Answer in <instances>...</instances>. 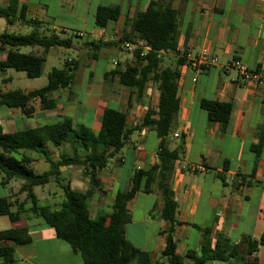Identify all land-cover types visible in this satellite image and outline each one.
Here are the masks:
<instances>
[{"label":"crops","instance_id":"obj_1","mask_svg":"<svg viewBox=\"0 0 264 264\" xmlns=\"http://www.w3.org/2000/svg\"><path fill=\"white\" fill-rule=\"evenodd\" d=\"M9 1L0 0V10L6 9ZM150 2L170 4L179 11L176 50L161 57V68L169 67L179 74L176 81L179 111L173 132L166 138L170 150L180 141L184 146L182 156L174 162L169 182L177 203V224L173 227L175 252L183 257L182 264H199L195 259L202 256L203 230L208 229L211 249L219 244L225 259L203 264H243L240 257L247 246L244 238L258 239L264 234V85L245 83L235 71L225 67L240 62L250 69L264 68V0H17V10L10 22L0 15V34L26 35L37 30L42 36L70 40L69 48H51L44 64L50 57L52 63L62 60L60 68L68 62L76 64L77 69L73 82L53 93L54 110H43L37 99L31 103L30 115L21 108L0 106V130L5 134L21 132L67 117L75 127L85 126L96 133L106 108L125 114L128 143L98 171L99 189L88 201L91 219L109 214L116 194L129 189L135 171L158 164L161 139L153 129L143 127L142 122L148 110L157 112L159 91L152 81H146L140 89L125 87L119 81V73L137 63L121 42L125 41L135 15ZM100 6L120 10L118 19L108 22L105 29L96 25ZM21 9L23 20L19 19ZM21 26L31 29L26 34L16 33ZM99 44L100 49L93 51L92 46ZM203 49L216 57L218 63L202 73L184 66L178 57L183 52L197 54ZM32 51L39 48H19L24 54ZM67 52L70 55L65 56ZM6 55L0 45V62L5 61ZM10 70L0 71L1 94L39 89H11ZM202 101L230 103L228 123L210 121L201 107ZM261 136L262 145L256 154L252 147ZM48 148L49 153L52 149ZM74 152L72 147L68 155ZM76 153L82 155L79 149ZM25 154L34 159L33 169L47 164L39 154ZM64 155L54 157L49 153L53 160ZM198 167L202 170L191 169ZM2 180L0 174V199L22 202V195H17L20 183L12 191V183L17 181L3 186ZM58 180L70 182L80 192L90 188L83 168L78 165L61 168ZM53 181L57 184L56 179ZM77 182L84 189L78 188ZM151 188V192H139L127 203L130 221L124 228L125 238L148 253L154 264H169L162 255L165 236L160 234L169 224L158 215L162 198L156 184ZM23 227L29 231L30 242L12 245L0 240V247L13 257L9 264H82L80 254L57 239L54 229L42 218L25 214L13 223L7 216H0V232ZM235 248L239 252L237 257L227 258ZM256 257L259 264H264V246L259 247Z\"/></svg>","mask_w":264,"mask_h":264},{"label":"trees","instance_id":"obj_2","mask_svg":"<svg viewBox=\"0 0 264 264\" xmlns=\"http://www.w3.org/2000/svg\"><path fill=\"white\" fill-rule=\"evenodd\" d=\"M186 0H180L183 2ZM17 10V0H10L6 9L0 10V15L10 22ZM118 7H98L96 11V25L105 29L108 22L116 21L119 17ZM179 11L170 4L149 5L135 15L130 23V30L125 36L126 41L134 38L144 40L151 48L144 58H139L138 52L133 55L137 63L127 66L119 73L120 83L128 88L140 89L146 81H152L159 91L157 112L148 110L144 116L142 126L153 129L161 139L158 147V164L145 171H135L128 190L118 192L109 214L99 215L91 219L88 201L93 192L99 189L97 173L103 169L109 159H112L128 143L129 132L125 129V114L111 108H106L100 118V128L95 133L85 126L75 127L72 121L64 117L54 124L43 125L15 133H2L0 130V174L3 176L2 185L11 181H19L17 195L24 194L22 202L12 198L0 199V216H7L15 223L22 215H32L39 218L54 229L57 239L67 244L73 252L79 253L82 264H154L151 256L138 250L125 238V225L130 221L127 203L139 192L149 193L153 183L162 198V207L159 216L169 227L161 231L165 236V247L162 255L169 264H182L183 257L175 252L173 238L174 225L177 224V203L170 189L169 182L174 170V162L183 152V142L173 150L168 148L166 138L173 132L176 117L179 111L177 98L178 72L169 67L161 68L162 58L157 57L160 51L174 53L176 50V29ZM19 19H24V10H20ZM1 48L6 50V59L0 62V71L12 69L22 72L28 79H36L42 75V67L48 51L54 47L69 48L70 40H63L54 36H42L37 30L26 35L0 34ZM110 45V44H107ZM39 48L27 54L20 53L19 48ZM93 51L100 49V44L92 46ZM77 65L65 62L62 68H52L47 75V84L37 90L23 93L20 90L0 93V106L7 108H21L30 115L33 112L31 103L39 100L45 111L55 109L53 93L61 88L68 87L74 80ZM201 107L207 112L210 121L227 124L232 106L230 103L202 101ZM157 118L154 119L153 116ZM69 144L75 150L73 155H64L53 160L47 147H60ZM262 145V136L259 143L253 145L256 154ZM79 149L82 155L76 153ZM25 152L36 153L42 156L49 168L40 174L32 168L34 159ZM73 165L81 166L84 176L88 179L90 188L85 192L74 190L70 182L58 180L60 169ZM56 179L63 191V200L57 209L49 206H40L34 193L37 187H43ZM16 195V196H17ZM30 204L28 209L25 205ZM14 207V210L12 208ZM202 256L195 259L203 264L209 260L223 261L225 259L221 247L216 244L211 249L208 229L203 230ZM0 240L12 245H21L30 242L31 238L26 227L12 228L0 232ZM246 250L240 259L243 264H259L257 251L264 246V234L258 239L244 238ZM229 249V248H228ZM239 252L235 248L229 257H237ZM0 258L3 264L13 261L11 254L0 247Z\"/></svg>","mask_w":264,"mask_h":264},{"label":"rangeland","instance_id":"obj_3","mask_svg":"<svg viewBox=\"0 0 264 264\" xmlns=\"http://www.w3.org/2000/svg\"><path fill=\"white\" fill-rule=\"evenodd\" d=\"M31 28L28 27H24L21 26L20 30H18L16 33H20V34H26L28 33V30ZM27 49H22V51H26ZM69 52H67L65 54V56L68 55ZM70 55V53H69ZM61 63L62 60L56 61L54 63H52L50 57L47 59V62L44 64L43 66V73L41 75V77L36 78V79H28L24 73L22 72H16L14 70H10V74L13 77V85L11 89H22V90H26V91H30L33 89H37L40 87H43L47 84V73L48 71L52 68H60L61 67ZM164 65H166V61L164 62ZM21 77V79L19 78ZM34 123V121H32ZM38 123H42V122H38ZM68 147H66L65 149H63L64 145H62L61 147H51V153L52 156L55 157V155H68V152H72V147H70L69 145H67ZM50 150V148H48V151ZM68 151V152H65ZM49 152V153H50ZM57 153V154H56ZM48 169V165L44 162L42 163L41 166H34V171L38 174L42 173L43 171H46ZM54 178H52V181L50 183H48L47 185L43 186V187H37L34 189V193L38 198V203L40 206H49L52 209H57L58 205L61 203L62 199H63V191L62 189L59 187V185H57L55 183V181H53ZM73 180V178H72ZM19 181L17 182H13L12 183V191H15V188L19 186ZM78 184V188L80 189H84V185L83 184H79V182H77ZM81 191V190H78ZM22 197L21 198H25L24 194H21ZM26 209L29 208L30 204L27 203ZM25 208V207H24Z\"/></svg>","mask_w":264,"mask_h":264},{"label":"built area","instance_id":"obj_4","mask_svg":"<svg viewBox=\"0 0 264 264\" xmlns=\"http://www.w3.org/2000/svg\"><path fill=\"white\" fill-rule=\"evenodd\" d=\"M122 48L130 53L138 52L139 58H144L146 54L151 50L150 46L140 38H134L132 41L121 42ZM166 52L160 51L157 53V57L161 58ZM179 59L182 61L183 65L193 69L197 73H202L203 71L217 66L218 60L216 57L209 54L206 49L201 50L197 54L191 52H183L179 54ZM226 70H233L237 73L238 77L245 83H250L254 85H264V68L261 69H250L245 64L240 62H233L225 67ZM178 138V135H174ZM192 171H201L202 168H191Z\"/></svg>","mask_w":264,"mask_h":264}]
</instances>
